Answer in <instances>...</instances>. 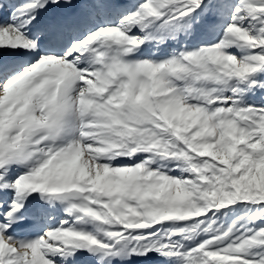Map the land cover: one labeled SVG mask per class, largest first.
<instances>
[{"label": "snow or ice", "instance_id": "6c2138e0", "mask_svg": "<svg viewBox=\"0 0 264 264\" xmlns=\"http://www.w3.org/2000/svg\"><path fill=\"white\" fill-rule=\"evenodd\" d=\"M0 264H264V0H0Z\"/></svg>", "mask_w": 264, "mask_h": 264}]
</instances>
